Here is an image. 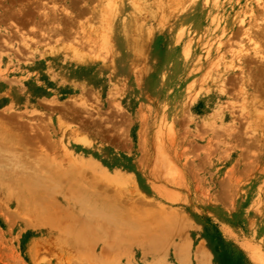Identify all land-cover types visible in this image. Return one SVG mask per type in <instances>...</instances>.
<instances>
[{
    "label": "rangeland",
    "instance_id": "1",
    "mask_svg": "<svg viewBox=\"0 0 264 264\" xmlns=\"http://www.w3.org/2000/svg\"><path fill=\"white\" fill-rule=\"evenodd\" d=\"M113 1L0 0V126L19 136L16 150L30 152L31 162L47 154L58 164L92 159L128 175L106 196L116 194L142 218L127 217L87 243L90 253L107 251L108 264H264L261 2L252 0L257 21L246 15L250 0H198L179 29L168 15L174 0H160L158 19H128ZM127 20L142 46L118 73L124 37L115 29ZM65 33L89 43L91 59L78 58L66 41L54 60L55 40L46 37ZM253 97L261 119L251 116ZM63 122L90 145L69 142ZM9 174L0 177V264H101L78 255L45 215L21 206L16 185L5 187Z\"/></svg>",
    "mask_w": 264,
    "mask_h": 264
},
{
    "label": "bare ground",
    "instance_id": "2",
    "mask_svg": "<svg viewBox=\"0 0 264 264\" xmlns=\"http://www.w3.org/2000/svg\"><path fill=\"white\" fill-rule=\"evenodd\" d=\"M174 1L175 3H173L172 5L171 3L170 5H167L169 10L168 15L169 17H175V21L178 22L179 29H181L180 26L184 24V21L189 20V18H192V16L195 14L197 8L199 7L197 6L198 0H174ZM256 1L258 2L260 1L261 4H263V5L260 4V6H262L263 8L262 11L264 13V0H256ZM113 2L116 3L117 11L121 13H126L129 17L128 19H136L138 16H142V15L158 19L164 17L163 15L165 14L162 13L161 11L162 4L160 3V0H114ZM183 2H187V3L184 4ZM247 6L248 9L246 11V15L250 14L252 18H254L255 20L257 18L258 21L262 14L260 13V10L255 9L252 0L248 1ZM99 18H101L100 20L103 21L108 19V18L106 19V14L103 13L102 11L100 13ZM132 25L133 24H129V21L127 20L125 24H122L121 26H119V28L116 26L115 29L116 35H118L119 37L121 36L124 37L122 42L118 43V47L122 51H124L123 56H121L116 61L117 64L116 68L118 70V73L123 72V70L121 69H124L123 68L124 64L130 62V59L136 56L137 53L136 50L139 49L140 46H142L138 41H135L134 38H132L133 37L132 34H134L136 30V28ZM82 26H84L83 23ZM77 34L79 35L78 32ZM77 34L75 33V36L74 35L71 36L68 33L67 34L65 33L64 35H60L59 37L58 35H56L55 37H52V35H48V37H46L50 41V42L48 41L47 43H51L52 40H55L54 47H52L51 49L54 53V56H56L54 60L60 59L61 56H59L58 54L62 53L64 47H67L62 45L63 44L62 42H66V41H70L72 43L74 42V44L72 45V49L77 54L78 58L89 60L91 56H88L87 52H84L83 48H85L90 44L85 42L82 38H79ZM251 34L252 33H250V35ZM251 38L253 40L255 39L253 37ZM255 40L257 41V39ZM143 42L145 44V41ZM257 43H255L258 45L257 52L264 50L261 49L262 46L264 48L263 43L262 45L259 44V41H257ZM78 45H80L81 48L78 47ZM143 46H146V44ZM259 46L261 50H259ZM80 63H82L80 67H83V64H85L86 61L81 60ZM86 71L89 70L86 69ZM79 72L84 73L85 71L79 70ZM252 99H253L252 101L248 100L251 106L253 107L251 116H253V118L256 119H261L262 115L257 110L259 105L258 106L255 105L256 103L255 97H253ZM262 106L264 105L262 104ZM61 125H62L61 127L65 131V134L67 135V139L69 138L68 139L69 142L72 139L75 142L90 145L89 138L82 135L80 131L76 132L75 128L71 129L69 124L68 125L66 124L67 125L66 126L64 122L61 123ZM69 132L70 134L72 132V134L70 135ZM9 134L10 132L6 126H0V163L2 164V161L4 162V160L5 163H7L6 162L7 159L4 157L3 154L4 151L3 146L5 142L4 140L7 139L9 140L11 146V148L10 147L9 148L12 150L10 152L11 160L12 162L16 163L17 166L16 168L13 167L10 168L9 165L11 163L9 161L11 160H9L7 163V165L9 166L8 168L5 165H4L5 167H0V177L1 176L4 177L5 172L10 173L7 178L5 177V179L7 180V181L5 180L7 184V186L5 187H12L16 185L15 187H17V190L20 193V195H22V199L19 201L20 202L19 204L21 206H26L29 207L30 209H33V211L37 214L45 215L44 216L45 220L47 222H51L52 225H54L57 228V230L61 233L63 240H65V243L68 244L69 246H73V247L75 246L77 248L75 249L74 247V250L77 251L78 255L79 254L85 255L86 253H90V250L92 252V248L87 246L88 245L87 243L90 241V239L92 240L91 238L92 236L93 237L94 235L102 236V235H106L107 233H110L111 228H119L121 227L122 224H125L127 217L130 218L140 217V219L142 218L140 212L137 211V213L134 215L129 210L125 209V207L122 206L124 205L123 202L120 201L119 197L117 198L116 194H114L116 197L114 198L112 197L113 199H109L106 196L107 195L106 193L110 191L109 187L111 186V183L114 184L113 181L118 182L121 176L125 177V179L126 178L130 179L128 178V175L122 172L121 170L119 169H115L114 171L110 170L101 162L92 159L88 162V164L79 163L74 159V157H71V155L70 156L67 155L68 156L67 158L71 157L69 158V160L67 159L68 164H64V163L58 164L59 160L55 161L56 160L55 156H47L48 154L45 156L43 155L44 157L42 156V158L40 157L36 159L34 157L35 160L31 159L32 160L31 162L30 161L31 156H29L30 152L26 153L27 156H22V153L24 152L25 154V151L21 150L22 152L20 153L18 150H16L15 146L18 145L19 136L16 134H11L12 136L9 137L7 136ZM66 149L68 150L67 147ZM89 170H91L92 173L91 177L89 174H87ZM100 183L103 184L105 183L103 188L100 187ZM117 185L120 184H115L112 186L113 188H116L118 187ZM3 187H0V192L3 189ZM91 187H95L96 189L93 188L95 191L93 189L91 190ZM118 189L116 190L118 192L117 194L121 192L122 188H120L119 190ZM122 192L121 194L123 195ZM143 225L144 224L142 223V221H140L138 224L134 223L132 227L138 226L139 228V226L142 227ZM92 227L94 229L90 230L92 229ZM178 227L177 228L173 227L174 234L178 231ZM180 234L183 233L180 232ZM144 235L145 233H143V236ZM135 237L140 239L141 234L139 235V233H137ZM93 255H95L94 259L99 261V263L101 264H108L107 261H109V258H111L107 251L106 252L103 251L99 254H96V252L94 254L90 253L89 256L90 259H92L91 256L93 257ZM111 263L113 262H109V264Z\"/></svg>",
    "mask_w": 264,
    "mask_h": 264
}]
</instances>
